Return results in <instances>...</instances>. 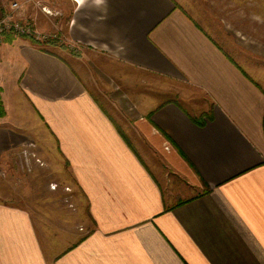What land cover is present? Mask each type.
<instances>
[{"label": "crops", "instance_id": "crops-1", "mask_svg": "<svg viewBox=\"0 0 264 264\" xmlns=\"http://www.w3.org/2000/svg\"><path fill=\"white\" fill-rule=\"evenodd\" d=\"M60 3L71 17L65 44L60 27L53 33L59 45L45 50L19 36L0 42L6 111L0 126L19 101L42 124L15 120L36 126L32 135L1 126L0 166L23 141L54 142L88 212L81 211L69 236L51 233L48 249L29 210L0 202V264H264V88L258 79L177 0H49L53 10ZM5 13L0 0V20ZM257 15L263 23L257 38L245 35L249 43L226 31L235 45L264 58V14ZM62 53L89 66L88 81ZM90 58L106 66L87 63ZM90 68L125 84L140 76L184 97L204 94L200 109L175 99L152 102L146 94L114 98L135 111L134 128L151 157L169 155L183 175L170 192L92 91ZM203 113L212 119L205 116L200 125L195 119Z\"/></svg>", "mask_w": 264, "mask_h": 264}, {"label": "rangeland", "instance_id": "rangeland-1", "mask_svg": "<svg viewBox=\"0 0 264 264\" xmlns=\"http://www.w3.org/2000/svg\"><path fill=\"white\" fill-rule=\"evenodd\" d=\"M177 1L207 30L216 34L222 47L238 63L240 62L248 68L247 71L253 74L264 88V58L249 54L246 48L235 45L234 40H231L229 33L226 31L228 29L232 32L233 34L231 35H234L237 42L249 43V39L245 35L251 36L250 34H254L253 37L257 38L256 34L259 35L258 31L261 28L260 23H263V20L258 22L257 13L261 12L264 14V0ZM19 2L21 3V8L17 11V20L23 24L30 25L34 30L35 36L36 34H42L47 36V38L54 37L53 33H55L56 27H60L62 29L61 41L64 44L66 43L64 31L70 24L71 17L69 16L70 10L66 11V7L62 3L55 5L57 9L53 10L51 6L54 7V5H50L49 0H19ZM43 7L50 10L52 14L46 13ZM62 12L65 14L63 15ZM41 41L43 42L44 40L42 39ZM62 54L79 72L81 77L86 80L88 78L86 67L89 66L86 64L85 67L71 56ZM100 61L102 60H98V58H90L87 63L106 66L103 61L102 63ZM89 72L95 75L94 79L91 78L89 79L91 82H88L92 91L94 90L97 98L120 123L123 130L129 133L133 144L147 160L165 191L170 192L177 183H181L179 181H183V175L169 161L171 159L169 155H167L168 160L166 161L162 160L158 155L151 157L150 145L141 140L138 135L139 131L137 132L134 128L137 121L135 114H133L135 111L129 110L125 104H120L118 101L115 103L114 98H117V93L121 96L125 94L127 99L130 94L139 97H143L146 94L148 98H151L152 102H164L175 99L187 107L200 109L205 107L207 103L204 94L196 93V95L184 97L177 93L175 89H165L161 85L152 83L151 80L146 79V82H142L139 78L140 76H136L135 73L129 74L128 71H125V76L129 78L133 75L131 79L136 76L137 82L125 84L116 76L99 78L96 75L97 69L94 70L93 68H90ZM97 74L99 75V73ZM115 89L117 90L114 91ZM124 99L123 101H125ZM126 104L128 105V103ZM11 108L10 119L1 125L11 132L21 135H32L34 133L33 128H37L30 125L19 126L15 121L16 119L29 122H34L35 120L36 125H42L38 117L31 111V108L26 104L23 105V102L19 101L17 107H14L12 103ZM41 139V141L39 140L40 143L37 141H23L7 157H4L0 166V202L29 210L49 249L50 237L48 236L51 233H55L61 238H65L66 235L69 236L72 232L71 227L82 222L80 219L81 211L83 210L85 213L88 211L87 204L83 202L81 191L73 174L67 163L58 154L56 144L47 141L44 137ZM155 165L158 167L157 170L154 168ZM160 169L164 172L161 173ZM66 188H69V190H66ZM70 221L75 223L67 224ZM80 229L82 227L78 228V230Z\"/></svg>", "mask_w": 264, "mask_h": 264}, {"label": "built area", "instance_id": "built-area-1", "mask_svg": "<svg viewBox=\"0 0 264 264\" xmlns=\"http://www.w3.org/2000/svg\"><path fill=\"white\" fill-rule=\"evenodd\" d=\"M5 4V8H7V13H5L4 17L0 20V35H4L5 33L14 34L19 37L33 36L38 40H48L47 36L39 34L35 36L33 28L28 24H23L17 20L16 14L17 11L21 8V3L19 0H2ZM32 1V0H29ZM43 10L52 14V12L43 7ZM41 36H43L41 38ZM53 38V37H52ZM164 149L168 152L171 151V146L168 143H165ZM69 190V188H66Z\"/></svg>", "mask_w": 264, "mask_h": 264}, {"label": "trees", "instance_id": "trees-1", "mask_svg": "<svg viewBox=\"0 0 264 264\" xmlns=\"http://www.w3.org/2000/svg\"><path fill=\"white\" fill-rule=\"evenodd\" d=\"M13 38H14L13 34L5 33L4 35H0V42L3 40L11 41ZM26 38L30 39L33 44L40 46L43 50H45L44 47H47V46L53 47L55 45H57V46L59 45V38L58 37L57 38L50 37L48 40L43 41V42L41 40H38V39H36L34 37H30V36H26ZM61 47L65 48L64 45H61ZM5 113H6V111H5L4 106H3V101L0 97V118L5 116ZM205 116H207V118H209V119H212V117L208 116L207 113H203L201 115V117L198 119H195V121L200 125H205V123H206Z\"/></svg>", "mask_w": 264, "mask_h": 264}]
</instances>
